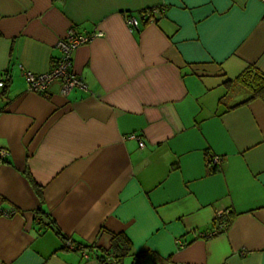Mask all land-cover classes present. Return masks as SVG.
I'll return each mask as SVG.
<instances>
[{
    "label": "crops",
    "instance_id": "1",
    "mask_svg": "<svg viewBox=\"0 0 264 264\" xmlns=\"http://www.w3.org/2000/svg\"><path fill=\"white\" fill-rule=\"evenodd\" d=\"M71 27L104 34L73 54L87 89L30 91L21 66L50 70ZM248 66L264 73L261 0H0V208L19 211L0 215V264H102L62 236L112 233L131 264H264V100L233 81ZM219 211L225 231L199 237Z\"/></svg>",
    "mask_w": 264,
    "mask_h": 264
},
{
    "label": "built area",
    "instance_id": "2",
    "mask_svg": "<svg viewBox=\"0 0 264 264\" xmlns=\"http://www.w3.org/2000/svg\"><path fill=\"white\" fill-rule=\"evenodd\" d=\"M264 2V0H261ZM165 7H149L143 8L138 12H126L124 13V18L126 24L131 29H138L142 24H150L155 23L159 16L164 14ZM102 31L93 32L90 34H85L79 32L76 28L71 27L67 34L58 40L56 47L60 50V56L56 59L53 67L43 73H36L31 70L24 69L21 66L22 73L25 77L28 89L37 94H44L50 85L59 80L62 83V93L68 94L71 90L78 87L83 90L87 89V84L83 80L82 76L77 74L73 69V54L74 51L82 44L89 43L94 40L96 37L103 36ZM8 74L0 70V90L3 91L6 86ZM131 138H139L137 135L132 134ZM140 147H144L145 143L141 139H139ZM6 151L4 149L0 150V156L4 157L6 155ZM211 161L216 166H219L222 162L221 156H213L211 157ZM19 211L16 209H8L4 210L0 208V215L11 217L13 215L18 214ZM225 212L219 211L216 214V219L221 220L216 229L212 230L209 233L199 232V237H211L218 233L225 231L227 227V222L222 220ZM65 246L69 249H77L76 244L68 239L65 242ZM85 257L89 256L85 253Z\"/></svg>",
    "mask_w": 264,
    "mask_h": 264
},
{
    "label": "trees",
    "instance_id": "3",
    "mask_svg": "<svg viewBox=\"0 0 264 264\" xmlns=\"http://www.w3.org/2000/svg\"><path fill=\"white\" fill-rule=\"evenodd\" d=\"M233 81L241 82L246 88L251 92V96L243 103L249 102L253 99H262L264 100V73L256 69L253 66H248L245 70ZM9 87V78L7 76L6 86L3 89V92L6 93V90ZM215 169H211L214 171ZM30 180L33 182V179L30 176ZM40 196L41 191L38 189ZM222 220H224L222 218ZM229 223V222H228ZM227 223V224H228ZM60 235L61 232H59ZM66 240L71 239L66 236H62ZM72 240V239H71ZM111 245L109 248H97L95 246H83L81 244H76L77 249H92L94 256L102 264H123L126 257L132 256L134 260L143 256V253H133V244L129 237L125 233H112ZM73 241V240H72ZM74 242V241H73Z\"/></svg>",
    "mask_w": 264,
    "mask_h": 264
},
{
    "label": "rangeland",
    "instance_id": "4",
    "mask_svg": "<svg viewBox=\"0 0 264 264\" xmlns=\"http://www.w3.org/2000/svg\"><path fill=\"white\" fill-rule=\"evenodd\" d=\"M246 93V91H244ZM132 260H130V257H126L123 264H131Z\"/></svg>",
    "mask_w": 264,
    "mask_h": 264
}]
</instances>
